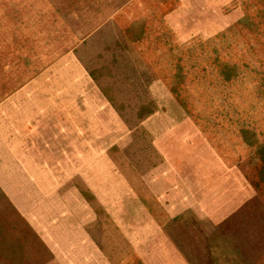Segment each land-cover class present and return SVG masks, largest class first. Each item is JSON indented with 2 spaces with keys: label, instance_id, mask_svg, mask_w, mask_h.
Segmentation results:
<instances>
[{
  "label": "rangeland",
  "instance_id": "obj_1",
  "mask_svg": "<svg viewBox=\"0 0 264 264\" xmlns=\"http://www.w3.org/2000/svg\"><path fill=\"white\" fill-rule=\"evenodd\" d=\"M57 256L264 264V0H0V264Z\"/></svg>",
  "mask_w": 264,
  "mask_h": 264
},
{
  "label": "crops",
  "instance_id": "obj_2",
  "mask_svg": "<svg viewBox=\"0 0 264 264\" xmlns=\"http://www.w3.org/2000/svg\"><path fill=\"white\" fill-rule=\"evenodd\" d=\"M38 141H40V140H38ZM38 148H39V146H38V142L37 141L33 142V145L31 144V150H37ZM25 150H27V147L26 146H25ZM17 161L19 162V166L22 165L20 158H18ZM37 161H38L37 159H34V162H37ZM49 246H52V248H53V242H52V244L49 243ZM59 262L60 261L58 260V256H57V259H54V257H53L52 264H56V263L58 264Z\"/></svg>",
  "mask_w": 264,
  "mask_h": 264
}]
</instances>
